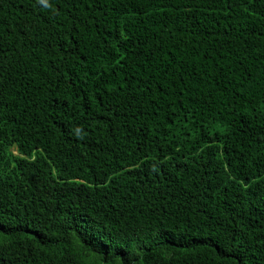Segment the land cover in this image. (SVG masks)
<instances>
[{"label":"trees","instance_id":"obj_1","mask_svg":"<svg viewBox=\"0 0 264 264\" xmlns=\"http://www.w3.org/2000/svg\"><path fill=\"white\" fill-rule=\"evenodd\" d=\"M0 264H264V0H0Z\"/></svg>","mask_w":264,"mask_h":264}]
</instances>
